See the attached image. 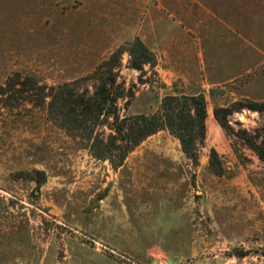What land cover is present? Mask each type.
<instances>
[{"label": "rangeland", "instance_id": "374dc122", "mask_svg": "<svg viewBox=\"0 0 264 264\" xmlns=\"http://www.w3.org/2000/svg\"><path fill=\"white\" fill-rule=\"evenodd\" d=\"M188 15L203 26L178 42ZM108 70L121 118L204 95L197 163L163 128L118 166L119 150L104 160L89 147L110 141L108 123L90 139L51 118L39 86L93 92ZM0 84V264H264V160L214 115L264 101V0H0ZM229 121L255 133L264 111Z\"/></svg>", "mask_w": 264, "mask_h": 264}, {"label": "trees", "instance_id": "16d2710c", "mask_svg": "<svg viewBox=\"0 0 264 264\" xmlns=\"http://www.w3.org/2000/svg\"><path fill=\"white\" fill-rule=\"evenodd\" d=\"M135 49L149 58L142 61L134 60L132 66L143 69L146 62H151L152 58L148 56L151 55L150 51L140 40L134 44L133 49H130L131 54ZM103 74L93 92L89 89L80 92L76 81L51 86L48 92H45L46 85L39 86L43 93H46L44 98L50 97L48 108L51 118L71 133H84L82 135L90 139L98 127L108 123L112 129L108 135L110 141L105 143L104 139L95 138L89 147L97 158L104 160H111L112 152L119 150L121 154L118 166L138 144L163 128H168L179 138L185 154L195 163L198 162L197 147L199 143L205 142L208 117L204 95L182 97L167 95L162 102L164 109L162 114H137L121 118L118 98L122 94L118 90L120 86L117 84L116 74L112 70ZM9 91L8 86L0 84V111L1 105L7 104ZM244 107L264 111V101H252L245 106L243 104L236 106L235 103L232 107H217L214 109V115L227 132L242 138L264 160V125L255 133L244 128L236 133L230 124L229 116ZM209 163L214 174L223 176L226 173L224 161L215 148L211 149Z\"/></svg>", "mask_w": 264, "mask_h": 264}, {"label": "crops", "instance_id": "0c3cea01", "mask_svg": "<svg viewBox=\"0 0 264 264\" xmlns=\"http://www.w3.org/2000/svg\"><path fill=\"white\" fill-rule=\"evenodd\" d=\"M200 5H201V7H202V10H201V12L203 11V10H207V11H209V9H208V6H206V5H203V4H201L200 3ZM210 12V14L211 15H213L214 17H216V14L215 13H211V11H209ZM201 16L203 17V15L201 14ZM188 22L190 21V25H186V27H185V29L184 30H181L177 35H181V36H178V38H177V40L176 41H180V42H185V43H187L188 41H190V40H193V39H189L190 37H192V35H193V32H195L196 33V30L198 29V28H200V24H196V25H194L193 23V18H192V20H191V16H187V19H186ZM204 20V19H203ZM203 24H204V22H203ZM188 26V27H187ZM203 26V25H202ZM201 26V27H202ZM194 29H195V31H194ZM200 30V29H199ZM182 36H184V41H182ZM187 47V46H186ZM186 47H184V48H186Z\"/></svg>", "mask_w": 264, "mask_h": 264}]
</instances>
